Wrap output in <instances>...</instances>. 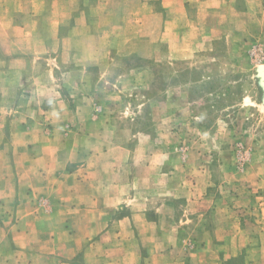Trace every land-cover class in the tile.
<instances>
[{
    "label": "rangeland",
    "instance_id": "374dc122",
    "mask_svg": "<svg viewBox=\"0 0 264 264\" xmlns=\"http://www.w3.org/2000/svg\"><path fill=\"white\" fill-rule=\"evenodd\" d=\"M178 1L185 11L181 18L178 10L168 12L162 0L145 5L144 0H0V150L6 161L0 162V173L17 169V109L46 110L59 93L68 109L77 112L64 123L85 125L89 115L81 107L86 104L83 86L101 101L110 88L105 78L112 81L124 74L123 94L112 105L110 122L117 138L129 144L133 160L144 161L148 151H164L171 159L164 166L174 171L171 188L181 190L189 177L199 178L195 173L201 172L206 191L216 194L219 204L233 203L234 194L241 193L244 203L230 204L228 215L239 217L247 232L238 235V254L224 262L264 264L258 258L264 251L259 238L264 234L262 12L253 2L254 13L242 14L247 0ZM151 10L154 15H148ZM152 30L153 57L116 53L119 33L141 39ZM88 34L94 39L86 40ZM85 45L94 50L83 74L75 64L82 60ZM179 47L185 56L175 52ZM21 62H26V71L20 70ZM32 75L39 77V84H30ZM23 87L29 100L33 97L27 106L19 99ZM99 101L88 105L93 114ZM43 120L47 123L44 114ZM66 136L59 133L57 140ZM146 140L154 145L146 147ZM79 148L77 156L82 157Z\"/></svg>",
    "mask_w": 264,
    "mask_h": 264
},
{
    "label": "crops",
    "instance_id": "0c3cea01",
    "mask_svg": "<svg viewBox=\"0 0 264 264\" xmlns=\"http://www.w3.org/2000/svg\"><path fill=\"white\" fill-rule=\"evenodd\" d=\"M247 2L242 14L250 17L255 2L264 19V0ZM162 6L168 12L178 10L179 18L185 14L181 1L162 0ZM79 18L84 22V15ZM165 30L171 34L170 28ZM91 38L94 34L85 39ZM155 41L154 30L141 39L125 31L118 34L116 53L151 58ZM182 49L175 52L185 56ZM92 50L85 45L82 60L75 64L83 74L92 63ZM20 64L21 71L27 68L26 62ZM30 79L31 85L39 84L37 75ZM124 80V74L112 81L105 78L110 88L101 101L83 86L86 104L81 107L89 115L85 125L72 128L64 123L77 112L68 109L59 93L46 110L30 105L16 110L22 114L15 118L21 133L14 146L17 169L11 173L7 167L0 173V264H225L226 258L238 254V235L247 232L246 224L239 217L230 219L228 213L233 211L230 204L244 203L241 193L234 194L233 203L219 204L220 198L206 191V175L201 172L195 173L199 178L189 177L181 190L173 189L174 171L164 166L171 161L164 151H148L144 161H134L129 144L114 134L112 105L123 94ZM27 90L23 87L19 95L26 106L33 100ZM92 101H99L95 114L88 106ZM59 133L68 136L57 140ZM72 134L76 139H70ZM150 144L154 145L146 140V147ZM79 147L82 157L77 156ZM0 162L6 163L3 150ZM259 238L264 244V234ZM258 258L264 259V251Z\"/></svg>",
    "mask_w": 264,
    "mask_h": 264
},
{
    "label": "water",
    "instance_id": "95a60500",
    "mask_svg": "<svg viewBox=\"0 0 264 264\" xmlns=\"http://www.w3.org/2000/svg\"><path fill=\"white\" fill-rule=\"evenodd\" d=\"M260 74L262 76V80H263V83H264V66L261 67Z\"/></svg>",
    "mask_w": 264,
    "mask_h": 264
}]
</instances>
